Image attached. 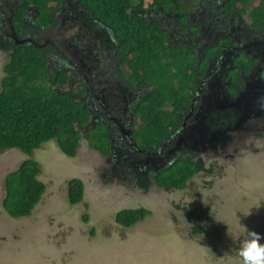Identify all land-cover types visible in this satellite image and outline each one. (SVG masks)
Wrapping results in <instances>:
<instances>
[{"label": "flooded vegetation", "instance_id": "1", "mask_svg": "<svg viewBox=\"0 0 264 264\" xmlns=\"http://www.w3.org/2000/svg\"><path fill=\"white\" fill-rule=\"evenodd\" d=\"M27 1L0 0V54L9 59L14 50L29 46L44 58L51 78L70 76L75 91L67 88L65 93L71 90L69 94L82 102L89 116L80 128L82 139L97 126L106 133L108 153L98 150L107 161L104 177L99 176L102 182L117 179L118 185L142 192L154 187L170 191L155 182V175L180 160L195 166L193 179L204 171L209 176L213 173L207 161L230 162L228 169L233 171L248 154L260 152L256 145L264 144V25L254 26L249 16H241L227 0H198L194 12L188 10L192 0H181L185 26L177 13L162 8L153 15L141 12L147 21L161 22L176 44L191 46L196 59L194 86L185 110L173 130L149 149L142 148L134 135V109L149 87L131 84L121 76L119 41L111 29L94 23L79 0H61L49 11L52 22L42 25L38 10ZM26 5L19 23L18 12ZM56 87L59 93L64 91ZM244 113L250 115L244 117ZM183 136L185 145L177 144ZM191 224L189 239L224 254L229 241L217 246L213 238L199 239L204 227L196 221Z\"/></svg>", "mask_w": 264, "mask_h": 264}, {"label": "rangeland", "instance_id": "2", "mask_svg": "<svg viewBox=\"0 0 264 264\" xmlns=\"http://www.w3.org/2000/svg\"><path fill=\"white\" fill-rule=\"evenodd\" d=\"M197 4L192 0L189 12ZM6 61L0 54V79ZM256 148L260 152L248 154L233 171L218 158L206 162L210 176L201 172L184 190L149 192L118 185L117 179L102 182L107 161L84 141L74 158L61 153L55 139L30 156L7 150L0 155V264H240L233 256L214 262V250L189 239L183 221L203 226L199 239L213 238L217 246L238 244L241 225L264 235V144ZM28 158L38 162L46 191L30 216L15 219L2 207L4 177ZM74 178L83 182L85 194L71 206L67 183ZM134 206L151 214L129 228L117 225L116 213Z\"/></svg>", "mask_w": 264, "mask_h": 264}, {"label": "trees", "instance_id": "3", "mask_svg": "<svg viewBox=\"0 0 264 264\" xmlns=\"http://www.w3.org/2000/svg\"><path fill=\"white\" fill-rule=\"evenodd\" d=\"M79 1L91 13L94 23L108 26L119 41L121 76L131 84L149 87L146 96L134 109L137 118L134 135L142 148H153L173 130L175 120L190 100L196 59L191 46L176 44L167 29L161 27V22L147 21L141 12L153 15L162 8L164 12L177 13L179 22L185 26V9L181 0ZM227 1L228 6L241 16H249L254 26L264 25V0ZM28 2L38 10L44 25L52 22L49 11L57 8L61 0ZM26 7L18 12L19 23ZM202 69L200 66L199 75L203 73ZM3 71L5 75L0 79V155L17 149L30 156L34 150L55 139L61 153L74 158L80 147V128L87 124L89 116L82 102L69 94L71 90L72 93L75 91L70 76L60 74L51 78L46 73L44 58L29 46L14 50ZM56 86L64 91L59 93ZM67 88L71 90L65 93ZM87 141L96 150L108 153L106 133L101 127L91 128ZM195 171L192 163L180 160L156 174L155 182L169 190H184ZM40 175L38 162L28 158L4 177L1 203L10 217L17 219L31 215L46 191ZM83 198V182L71 179L67 183L69 205H78ZM149 214L144 208L123 209L116 213L115 223L129 228ZM88 220L87 214L82 215L84 223ZM232 243L224 244V254L212 251L214 262L233 256L241 264L236 253L238 245L232 246Z\"/></svg>", "mask_w": 264, "mask_h": 264}, {"label": "clouds", "instance_id": "4", "mask_svg": "<svg viewBox=\"0 0 264 264\" xmlns=\"http://www.w3.org/2000/svg\"><path fill=\"white\" fill-rule=\"evenodd\" d=\"M82 140L88 143L86 138L82 139L81 137L80 144H82ZM183 224L187 231H191L194 227V225L187 223L185 219ZM241 226L244 228V232L238 240L237 248V255L241 264H264V235L254 230H248L244 225Z\"/></svg>", "mask_w": 264, "mask_h": 264}, {"label": "water", "instance_id": "5", "mask_svg": "<svg viewBox=\"0 0 264 264\" xmlns=\"http://www.w3.org/2000/svg\"><path fill=\"white\" fill-rule=\"evenodd\" d=\"M254 100V99H253ZM246 105V108L247 109H249V106H250V104L248 103V104H245ZM248 112V111H247ZM245 115H244V117H247V116H249L250 115V113H244ZM91 119L93 120V118H92V115H91ZM92 125H94L93 123H92ZM191 131V130H190ZM178 143L177 144H180V145H185V141H184V136L183 137H179V139H178V141H177ZM189 142V141H188ZM192 145H194V144H192ZM196 148H197V146H195ZM84 194H85V187H84Z\"/></svg>", "mask_w": 264, "mask_h": 264}]
</instances>
